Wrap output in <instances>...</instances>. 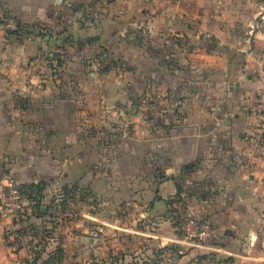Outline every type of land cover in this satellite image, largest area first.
I'll use <instances>...</instances> for the list:
<instances>
[{"label":"crops","instance_id":"crops-1","mask_svg":"<svg viewBox=\"0 0 264 264\" xmlns=\"http://www.w3.org/2000/svg\"><path fill=\"white\" fill-rule=\"evenodd\" d=\"M107 52L128 65H103ZM260 99L264 0H0V173L43 200L82 189L98 258L264 264ZM177 209L214 237L176 233ZM34 217L0 218V264Z\"/></svg>","mask_w":264,"mask_h":264},{"label":"rangeland","instance_id":"rangeland-1","mask_svg":"<svg viewBox=\"0 0 264 264\" xmlns=\"http://www.w3.org/2000/svg\"><path fill=\"white\" fill-rule=\"evenodd\" d=\"M126 58L131 62V56ZM115 59L117 57L108 55L107 52L100 57L99 62L106 64L107 67H115L120 63ZM121 65L128 64L123 59ZM138 83L140 82L135 80L130 87L132 92L130 95L133 99H139L142 96L143 87L138 86ZM147 95H149L148 92L143 94L144 97ZM84 199V192L80 188L61 193L58 197L55 194H49V197L42 201L44 206L41 207L49 209L46 216H38V219L34 217L30 223L24 220L23 224L15 228L10 242L13 248L12 253L17 254L18 257L11 264H137L132 262L130 257H125L123 252L108 253L103 258L86 252L88 247H85L83 241L81 231L83 215L80 213ZM89 206L91 210L96 208L93 203ZM73 209L76 212H73ZM172 212L174 214L178 212V209ZM72 227L73 230H71ZM72 234L75 236L74 241ZM138 264H151V261Z\"/></svg>","mask_w":264,"mask_h":264},{"label":"built area","instance_id":"built-area-1","mask_svg":"<svg viewBox=\"0 0 264 264\" xmlns=\"http://www.w3.org/2000/svg\"><path fill=\"white\" fill-rule=\"evenodd\" d=\"M7 27L14 28L10 21ZM264 130V100H257L250 108ZM14 174L11 171L0 173V218L25 219L31 204L26 200ZM174 229L184 239L196 243L206 242L214 237V229L208 219L199 218L190 212L178 211L173 214Z\"/></svg>","mask_w":264,"mask_h":264},{"label":"trees","instance_id":"trees-1","mask_svg":"<svg viewBox=\"0 0 264 264\" xmlns=\"http://www.w3.org/2000/svg\"><path fill=\"white\" fill-rule=\"evenodd\" d=\"M17 32V30L15 31ZM21 190L25 195L26 200L31 204V207L34 209V213L37 216H42L41 207L44 206L43 201V190L44 186L41 184H30V185H21ZM26 219V218H25ZM22 219H19L21 221Z\"/></svg>","mask_w":264,"mask_h":264},{"label":"water","instance_id":"water-1","mask_svg":"<svg viewBox=\"0 0 264 264\" xmlns=\"http://www.w3.org/2000/svg\"><path fill=\"white\" fill-rule=\"evenodd\" d=\"M42 211H43V209H42Z\"/></svg>","mask_w":264,"mask_h":264}]
</instances>
